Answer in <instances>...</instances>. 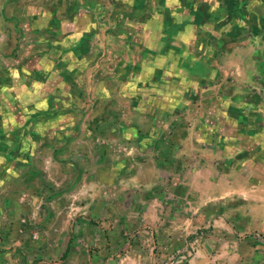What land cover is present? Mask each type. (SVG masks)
<instances>
[{"label":"crops","instance_id":"obj_1","mask_svg":"<svg viewBox=\"0 0 264 264\" xmlns=\"http://www.w3.org/2000/svg\"><path fill=\"white\" fill-rule=\"evenodd\" d=\"M52 98L129 114L113 125L142 147L126 184L162 253L261 263L264 0H0V114ZM18 126L0 121V195Z\"/></svg>","mask_w":264,"mask_h":264},{"label":"rangeland","instance_id":"obj_2","mask_svg":"<svg viewBox=\"0 0 264 264\" xmlns=\"http://www.w3.org/2000/svg\"><path fill=\"white\" fill-rule=\"evenodd\" d=\"M92 102L52 98L35 113L15 106L0 114L19 125L8 133L19 141L7 149L18 158V175L0 195V264H193L187 253H162L151 229L142 234L141 190L126 184L142 147L113 129L129 114L96 112ZM171 130L160 146L164 156Z\"/></svg>","mask_w":264,"mask_h":264}]
</instances>
